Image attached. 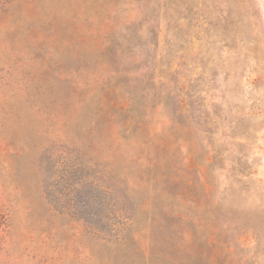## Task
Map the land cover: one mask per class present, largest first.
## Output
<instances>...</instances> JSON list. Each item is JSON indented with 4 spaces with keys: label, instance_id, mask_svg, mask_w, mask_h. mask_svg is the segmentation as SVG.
Returning a JSON list of instances; mask_svg holds the SVG:
<instances>
[{
    "label": "rangeland",
    "instance_id": "1",
    "mask_svg": "<svg viewBox=\"0 0 264 264\" xmlns=\"http://www.w3.org/2000/svg\"><path fill=\"white\" fill-rule=\"evenodd\" d=\"M0 264H264V0H0Z\"/></svg>",
    "mask_w": 264,
    "mask_h": 264
}]
</instances>
